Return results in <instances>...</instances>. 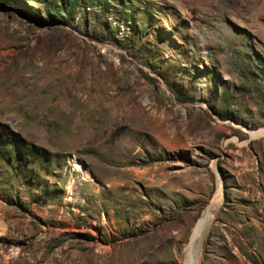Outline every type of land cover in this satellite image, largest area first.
Returning <instances> with one entry per match:
<instances>
[{"label": "rangeland", "instance_id": "1", "mask_svg": "<svg viewBox=\"0 0 264 264\" xmlns=\"http://www.w3.org/2000/svg\"><path fill=\"white\" fill-rule=\"evenodd\" d=\"M0 124V264H185L219 184L264 264V0H0Z\"/></svg>", "mask_w": 264, "mask_h": 264}, {"label": "bare ground", "instance_id": "2", "mask_svg": "<svg viewBox=\"0 0 264 264\" xmlns=\"http://www.w3.org/2000/svg\"><path fill=\"white\" fill-rule=\"evenodd\" d=\"M250 133H251L250 134L251 137L258 136L264 133V126L258 130L251 131ZM69 161L76 170L83 171L78 159L70 158ZM221 194H222V187L219 184L213 199L204 208V210L202 211L201 215L199 216L198 220L196 221L192 229L190 239L187 242L185 248V256H184L185 264H192L198 250V244H200L199 242H201V239L207 229V226L209 225L213 217L214 211L221 200V196H222Z\"/></svg>", "mask_w": 264, "mask_h": 264}, {"label": "trees", "instance_id": "3", "mask_svg": "<svg viewBox=\"0 0 264 264\" xmlns=\"http://www.w3.org/2000/svg\"><path fill=\"white\" fill-rule=\"evenodd\" d=\"M0 138L9 141V142H11L12 144H14V142H15V141H14V140H15V139H14V136L11 135V134L9 133V131L6 130L5 126H2L1 124H0ZM13 148L16 149L17 146L14 144V145H13Z\"/></svg>", "mask_w": 264, "mask_h": 264}]
</instances>
